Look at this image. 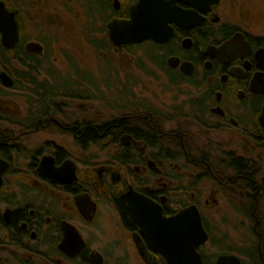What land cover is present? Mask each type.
Returning <instances> with one entry per match:
<instances>
[{
	"label": "flooded vegetation",
	"instance_id": "flooded-vegetation-1",
	"mask_svg": "<svg viewBox=\"0 0 264 264\" xmlns=\"http://www.w3.org/2000/svg\"><path fill=\"white\" fill-rule=\"evenodd\" d=\"M156 1L172 20L130 41L122 24L140 0H0L13 16L0 89L24 98L0 104V254L110 264L84 233L105 202L142 262L166 264L128 213L132 189L166 218L196 207L204 264H264V0Z\"/></svg>",
	"mask_w": 264,
	"mask_h": 264
},
{
	"label": "water",
	"instance_id": "water-1",
	"mask_svg": "<svg viewBox=\"0 0 264 264\" xmlns=\"http://www.w3.org/2000/svg\"><path fill=\"white\" fill-rule=\"evenodd\" d=\"M214 1L202 0V3L208 7ZM152 5H157V1L140 0L139 5L131 12L130 20L122 24L123 37L130 41L152 38L154 23L165 25L172 20L171 15L173 16L174 13L150 10ZM12 19L13 16L6 13L0 5V31L5 40L4 45L8 43L10 37ZM113 34L118 35L116 31ZM2 79L6 84V79L4 77ZM1 173L2 171L0 176ZM125 198L131 218L140 227L141 234L149 241L151 250L159 254L166 264H204L197 249L206 242L207 235L195 206H190L166 218L161 214L159 207L132 189L125 194ZM63 229L65 233L63 246L66 249L69 247L70 235L75 236L76 232L67 224ZM139 252L144 257L143 248L139 247ZM218 264L240 263L233 256H222L218 259Z\"/></svg>",
	"mask_w": 264,
	"mask_h": 264
},
{
	"label": "rangeland",
	"instance_id": "rangeland-1",
	"mask_svg": "<svg viewBox=\"0 0 264 264\" xmlns=\"http://www.w3.org/2000/svg\"><path fill=\"white\" fill-rule=\"evenodd\" d=\"M123 79H124V77H123ZM119 80H120V77H119ZM108 81L110 84V82H111L110 78H108ZM113 81H114V79H113ZM110 88H116V90H117L119 87H109L107 94L112 93V90H109ZM96 90H99V87ZM10 92L11 91H8L6 89H3V90L0 89V104H2L1 102H5L6 97H7L9 99V102H10L9 106L13 107L15 105V106L19 107L21 105L22 100H24V98L22 97L21 94L13 93V95H10ZM141 92H143V94ZM141 92L139 93V95L142 98H144V93H148L147 90L141 91ZM140 97H139V100H144ZM9 180L14 181V182L19 181V180H17L16 177H13V176H10ZM22 180L27 182V183H25L27 188L31 187L32 177L27 176V177L23 178ZM13 188H15V187H13ZM27 193L30 197L31 196L32 197L33 196L38 197V195L36 193L30 192V190L27 191ZM205 210H206L205 215L207 216L206 218H208V213H209V219H207V220H208L210 229L212 230V228H211V226H212L211 219L212 218L211 217L213 215L210 213V209L206 208ZM232 220L235 221V217L232 216ZM237 220L240 221L241 218H237ZM237 220H236V222H237ZM85 229H86V231L84 233H85L87 239L90 241L91 246H94V247L98 248L99 250H101L109 259L110 264H114V261L116 259H119L118 257H122V258L127 257L125 260L126 261L125 264H144L142 262V260L140 259V257L137 255V252L131 243L130 236L127 234L126 231H124L122 229L115 211L107 203L104 202L101 204L100 216H99V219H98L96 225H94L91 228H85ZM212 231H214V230H212ZM228 231L229 230L227 228L226 229L222 228L219 236L222 237L223 234H225L226 237L224 239L227 240L228 236H229ZM250 237L251 236L248 233H244V234H242V236L239 239H240V242L252 244L253 238L251 237L252 238V241H251ZM112 244H115L116 248ZM110 246L113 247L114 251L107 249V247L109 248ZM243 246H245V244H243L242 247ZM203 251H204V254L207 257L209 256V259L212 261H214L217 254H219V253L215 252L214 249H210L207 247L203 248ZM0 264H19V261L14 256H9L8 254H0Z\"/></svg>",
	"mask_w": 264,
	"mask_h": 264
},
{
	"label": "trees",
	"instance_id": "trees-1",
	"mask_svg": "<svg viewBox=\"0 0 264 264\" xmlns=\"http://www.w3.org/2000/svg\"><path fill=\"white\" fill-rule=\"evenodd\" d=\"M121 211H122V212L124 211V210H123V208H122V210H121Z\"/></svg>",
	"mask_w": 264,
	"mask_h": 264
}]
</instances>
